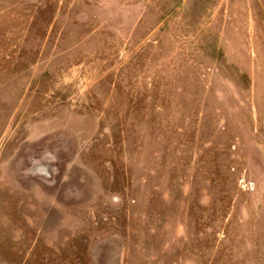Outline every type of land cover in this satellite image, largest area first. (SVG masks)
I'll return each mask as SVG.
<instances>
[{"label": "rangeland", "instance_id": "1", "mask_svg": "<svg viewBox=\"0 0 264 264\" xmlns=\"http://www.w3.org/2000/svg\"><path fill=\"white\" fill-rule=\"evenodd\" d=\"M0 264H264V0H0Z\"/></svg>", "mask_w": 264, "mask_h": 264}]
</instances>
